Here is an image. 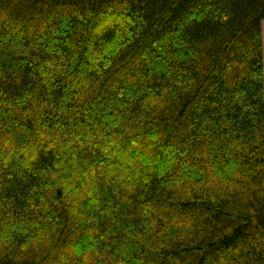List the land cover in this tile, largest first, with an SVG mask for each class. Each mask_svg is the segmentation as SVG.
<instances>
[{
	"label": "trees",
	"instance_id": "16d2710c",
	"mask_svg": "<svg viewBox=\"0 0 264 264\" xmlns=\"http://www.w3.org/2000/svg\"><path fill=\"white\" fill-rule=\"evenodd\" d=\"M264 0H0V264H264Z\"/></svg>",
	"mask_w": 264,
	"mask_h": 264
},
{
	"label": "rangeland",
	"instance_id": "374dc122",
	"mask_svg": "<svg viewBox=\"0 0 264 264\" xmlns=\"http://www.w3.org/2000/svg\"><path fill=\"white\" fill-rule=\"evenodd\" d=\"M263 39H264V22H263ZM264 41V40H263Z\"/></svg>",
	"mask_w": 264,
	"mask_h": 264
}]
</instances>
